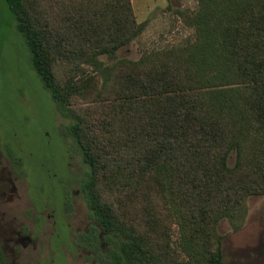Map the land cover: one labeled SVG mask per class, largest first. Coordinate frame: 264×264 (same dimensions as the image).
I'll use <instances>...</instances> for the list:
<instances>
[{
  "label": "trees",
  "instance_id": "16d2710c",
  "mask_svg": "<svg viewBox=\"0 0 264 264\" xmlns=\"http://www.w3.org/2000/svg\"><path fill=\"white\" fill-rule=\"evenodd\" d=\"M4 1L33 69L61 114L73 120L71 134L90 168L87 205L119 239L114 260L229 264L216 227L222 219L239 227L248 198L264 194V0H199L190 18L194 41L126 61L117 76L121 89L99 106L97 135L90 118L71 107L80 91L59 80L56 63L62 55L102 67L100 55L114 56L143 30L132 1ZM103 180L112 191L143 194L147 207L165 206L181 225L180 247L189 261L168 245L156 251L155 239L121 219L104 198ZM0 264H6L1 248Z\"/></svg>",
  "mask_w": 264,
  "mask_h": 264
},
{
  "label": "rangeland",
  "instance_id": "374dc122",
  "mask_svg": "<svg viewBox=\"0 0 264 264\" xmlns=\"http://www.w3.org/2000/svg\"><path fill=\"white\" fill-rule=\"evenodd\" d=\"M131 1L137 22L144 25L136 39L114 56L100 55L102 67L84 59L65 60L67 56L62 55L56 63L59 80H71L80 91L71 100V107L90 118V127L96 135V123L101 118L99 106L117 95L120 88L117 76L126 68V61L156 57L196 39V28L190 18L200 10L199 0ZM10 19L5 1L0 0V159L4 176L11 178L17 189L8 194L6 201H0V222L3 223L2 214L6 213L5 220L29 233L32 243L27 249L17 248L12 255L11 248L4 249V238H0L4 260L6 264H47L57 255V264H116L109 259L107 251L117 246L118 238L108 235L92 244L78 241L89 213L86 199L79 191L90 168L71 134L73 120L61 114L44 87L32 67L25 39ZM91 53L88 52L87 58ZM228 163L230 167L235 165V152ZM104 172L110 174L102 171L103 175ZM101 186L104 198L112 203L121 219L142 237L156 240V251H167L168 245L177 251L181 262L189 261L180 247L181 225L165 206L150 203L147 207L143 194L135 197L137 191L132 195L112 191L105 180ZM149 214H154L157 222L149 220ZM50 215L54 218H48ZM55 222L59 225L56 244L53 243L58 227ZM239 224L236 227L228 219H222L216 227L226 261L264 264V194L248 198Z\"/></svg>",
  "mask_w": 264,
  "mask_h": 264
},
{
  "label": "flooded vegetation",
  "instance_id": "af4514ba",
  "mask_svg": "<svg viewBox=\"0 0 264 264\" xmlns=\"http://www.w3.org/2000/svg\"><path fill=\"white\" fill-rule=\"evenodd\" d=\"M2 165H3L2 160L0 159V193L2 194V196L0 197V201L4 202L7 200L8 194H10L12 192H16L17 189H16L15 185L13 184L12 179L4 176L5 168L2 167ZM80 192H82L83 196L86 199L83 188L81 191H79V194H80ZM69 199L70 198L68 195L66 198V200H67V205L65 206L66 210L69 209L68 208ZM86 203H87V201H86ZM88 209H89V207H88ZM68 212H69V210H67V213ZM2 216H3V223L0 222V238H4V240H5L4 249H6L8 247H9V249L11 248L12 255L16 252L17 248L27 249L29 247V245L32 243V237L30 236V234L25 233L22 230V228H18L14 223L6 221L5 220L6 213H3ZM48 218H54V216L50 215V216H48ZM64 218L65 217L63 215L62 220ZM55 224L58 227H56L57 233H55L54 238H53L54 244H56V240H57V239L55 240V238L59 237V232H58L59 231V225L57 224V222H55ZM63 225L68 229V227L66 226L64 221H63ZM84 225H86V227H85L83 234L80 235V240H78L80 242H89L90 244H92V243H96L98 241L100 242L101 239H104V236L108 237V235H109L108 238H112V239L117 238L115 236H112L110 233H108L97 222V220L92 215L90 209H89V213H88V216H87V219H86ZM52 237H53V235H52ZM4 249H2L3 253H4V251H3ZM59 249L57 248V250H59ZM107 252H108L107 255L109 256V259H111L116 264H119L114 260V258L117 257L115 255V253L118 252V244H117V246H115V248H111ZM59 253H62V252H59ZM14 258H16V257H14ZM56 258H57V255H56L55 259ZM55 259L51 260L52 264L56 263ZM51 263H47V264H51ZM121 264H126V263L122 262Z\"/></svg>",
  "mask_w": 264,
  "mask_h": 264
}]
</instances>
